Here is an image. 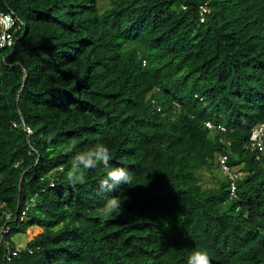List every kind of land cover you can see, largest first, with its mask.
<instances>
[{
	"label": "trees",
	"instance_id": "16d2710c",
	"mask_svg": "<svg viewBox=\"0 0 264 264\" xmlns=\"http://www.w3.org/2000/svg\"><path fill=\"white\" fill-rule=\"evenodd\" d=\"M0 13L17 19L0 45V264H186L195 249L264 264V153L247 148L264 123V0H0ZM96 144L131 184L102 190V165L68 178ZM221 157L241 174L235 196L227 175L198 177ZM108 196L122 214L98 211Z\"/></svg>",
	"mask_w": 264,
	"mask_h": 264
},
{
	"label": "clouds",
	"instance_id": "9594fccd",
	"mask_svg": "<svg viewBox=\"0 0 264 264\" xmlns=\"http://www.w3.org/2000/svg\"><path fill=\"white\" fill-rule=\"evenodd\" d=\"M110 159L111 156L109 149L103 144H96L87 151L78 153L74 157L75 162L68 172V178L73 182H82L83 170L94 169L102 165L106 171V175L100 184L102 190L113 192L120 185L131 184L133 181L132 174L126 168L112 167L109 164ZM122 204L123 202L119 197L108 196L106 197L103 206L98 209V211L105 216H110L114 213L122 214ZM186 264H211L207 250L195 249L191 251L187 256Z\"/></svg>",
	"mask_w": 264,
	"mask_h": 264
},
{
	"label": "built area",
	"instance_id": "2783aa9c",
	"mask_svg": "<svg viewBox=\"0 0 264 264\" xmlns=\"http://www.w3.org/2000/svg\"><path fill=\"white\" fill-rule=\"evenodd\" d=\"M16 21L11 14H4L0 13V45L1 46H13L14 40L12 36V31L14 30L16 26ZM209 128H214V126L210 123L207 124ZM217 129L222 132H226V127L222 125H218ZM248 149H250L253 152L259 151L264 153V123H260L256 125L250 135V143L247 146ZM260 157L257 156V159ZM227 157H221L220 158V169L222 172H224L228 178L232 182V190L231 194L232 196H235V191H236V185L235 182L236 180L241 176L240 173H234L230 170L229 166L226 164ZM2 219L9 220L10 215H3ZM8 233V227L6 225L0 227V241L4 240V237ZM11 251H8V256L10 255H16V252H13V254H10Z\"/></svg>",
	"mask_w": 264,
	"mask_h": 264
},
{
	"label": "rangeland",
	"instance_id": "374dc122",
	"mask_svg": "<svg viewBox=\"0 0 264 264\" xmlns=\"http://www.w3.org/2000/svg\"><path fill=\"white\" fill-rule=\"evenodd\" d=\"M198 177L203 187L211 188V187H215L221 180L225 179L226 174L224 172H221L219 169H214L211 172L202 171L201 173L198 174ZM38 232H39L38 228L30 229L27 231L26 234L14 236L13 241L16 245L23 246L29 240L32 239L33 235H35Z\"/></svg>",
	"mask_w": 264,
	"mask_h": 264
}]
</instances>
